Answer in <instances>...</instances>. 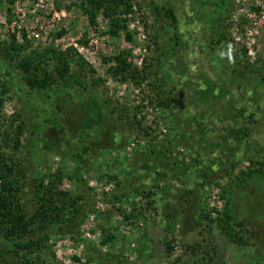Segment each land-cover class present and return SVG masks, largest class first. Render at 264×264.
<instances>
[{
	"label": "rangeland",
	"instance_id": "rangeland-1",
	"mask_svg": "<svg viewBox=\"0 0 264 264\" xmlns=\"http://www.w3.org/2000/svg\"><path fill=\"white\" fill-rule=\"evenodd\" d=\"M40 1L0 0L1 120L25 124L27 213L39 181L58 170L59 191L80 199L77 218L69 208L65 222L26 239L47 238L28 257L264 264V0H133L117 36L102 11L92 23L85 0ZM13 37L27 55L73 50L84 71L72 64L67 83L31 89L1 52ZM121 61L145 79L115 75ZM100 190L105 210L96 212ZM226 209L246 224H231L242 244L225 234ZM14 248L0 237V264H26Z\"/></svg>",
	"mask_w": 264,
	"mask_h": 264
},
{
	"label": "trees",
	"instance_id": "trees-1",
	"mask_svg": "<svg viewBox=\"0 0 264 264\" xmlns=\"http://www.w3.org/2000/svg\"><path fill=\"white\" fill-rule=\"evenodd\" d=\"M87 4L95 8V12L88 11L92 23L97 14L102 13L110 19L112 34L118 35L120 29L124 28L121 24L126 22L122 16H128L133 11V0H85ZM220 3L225 0H219ZM166 15L171 18L173 26L177 23V18L172 10L165 9ZM216 36H213L211 43L214 45ZM27 44H17L13 37L6 42L1 52L4 58L11 63L17 62L18 67L23 72L24 80L31 89L46 90L54 84L67 83L72 74V64L81 67L84 71L85 61L75 51L59 52L53 49L45 50L44 56L40 54H26ZM50 60H54L53 67L50 68ZM115 75H122L124 78H132L136 83L139 79H145L142 72L131 69L124 61L113 69ZM76 82H81L76 81ZM6 89L0 85V237L14 242L16 253L26 264H38L31 260L28 255L42 251L46 245V239L41 236L26 240L33 234L45 231L49 226L66 221L65 213L69 208L76 211L73 218L78 217L77 203L80 198L73 197L69 193L59 191V184L62 182L64 174L58 170L53 175H47L39 181L36 187L37 207L30 216L26 211L23 191L26 186L27 170L19 157L22 147L21 138L25 133V124L20 117L14 116L8 125L1 120V111L4 106V96ZM114 114L115 111L112 110ZM18 122V124L16 123ZM263 165L262 162L258 163ZM257 172H260L257 170ZM263 173V172H261ZM248 175H252V171ZM116 179V178H115ZM146 192V191H145ZM144 193V191L142 192ZM149 196V195H148ZM228 224L224 229L228 238L238 244L243 243V238L238 237L234 232V227H245L244 221H235L231 211L226 209ZM170 245H168V250ZM168 252V251H167ZM170 252V251H169ZM168 252V253H169ZM39 264H46L40 257Z\"/></svg>",
	"mask_w": 264,
	"mask_h": 264
},
{
	"label": "built area",
	"instance_id": "built-area-1",
	"mask_svg": "<svg viewBox=\"0 0 264 264\" xmlns=\"http://www.w3.org/2000/svg\"><path fill=\"white\" fill-rule=\"evenodd\" d=\"M43 2V0H41L40 1V3H42ZM40 3H38L37 5H36V8L33 10L34 12H36L37 11V8L40 6ZM58 16V18H60L59 17V15H57ZM44 32V29H43V26H40L39 27V29L38 30H36V31H28V34H27V37L29 38V39H33V40H35V39H38L39 37H40V35L42 34ZM110 186H114V184L113 183H111V184H109ZM106 189L107 190H110L111 188L110 187H106ZM103 190H100V192H99V194H98V196H97V199H98V201H96V205H95V211L96 212H101V211H104L105 210V207H103L102 205H101V203L99 202V199H100V197H101V195L103 194ZM102 198V197H101ZM95 220V215L92 217V219H91V222L92 223H89V227L87 228V235L88 236H91L90 235V231L91 230H93L92 229V224H93V221ZM78 254V256L80 257V260L82 261L83 259H82V252H78L77 253ZM80 262L78 261H76L75 262V264H79Z\"/></svg>",
	"mask_w": 264,
	"mask_h": 264
}]
</instances>
